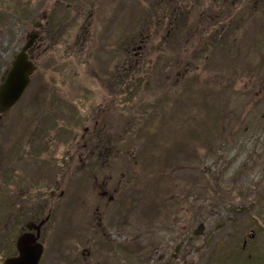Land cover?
I'll return each mask as SVG.
<instances>
[{"label":"rangeland","instance_id":"obj_1","mask_svg":"<svg viewBox=\"0 0 264 264\" xmlns=\"http://www.w3.org/2000/svg\"><path fill=\"white\" fill-rule=\"evenodd\" d=\"M34 1L0 0V85L39 12L53 10V20L64 33L61 43L69 36L64 27L66 3L73 0H38L37 9ZM100 5L98 18L110 14L109 1ZM116 6L121 61L134 32L143 35L141 27L148 25L144 33L148 55L137 67L120 68V87L142 90L135 101L157 105L161 118L149 112L148 120L137 122L133 110L119 104L117 118L106 125L104 131L113 133L111 141L118 151L108 157L112 165L99 172L103 176L99 180L110 181L107 190L115 199L101 204L103 228L99 227L94 219L99 188L92 181L79 180L80 159L96 148V131L102 130V124L94 127L88 122L92 128L83 137V125H78V139L70 140L72 172L67 173L65 145L59 142H67L69 131H64L63 123L55 124L61 140L52 154L57 140L49 141L51 132L43 136L37 123L31 122L41 115L49 87H65L68 76L63 58L56 65L53 60L43 63L0 126V264L14 250L18 231L30 220L33 208L43 200L52 215L43 232L41 264H83L81 251L86 255L89 247L93 256L102 250L98 258L105 264H152L147 263V255L163 243L157 240L163 228L162 238L172 250L184 237L200 247L219 220L213 225L207 221L208 209L203 207L208 198L221 195L215 192L229 195L225 181L240 178L242 167L251 163L247 155L253 150L246 146L247 139L264 131V0H117ZM43 41L49 55L56 51L47 48L48 40ZM127 92H121L126 94L124 100ZM177 99L182 112L166 113L162 104ZM33 141L38 142L40 153L25 161L29 167L20 175L19 150L31 148ZM22 175L31 182L23 184ZM61 194L64 199L58 198ZM176 211L183 214L178 221L171 214L164 219L166 212ZM203 223L204 235L195 239L194 232ZM109 245L121 250L118 259ZM128 245L131 257L124 249ZM192 247L186 245L183 252ZM206 254H191L186 264H207Z\"/></svg>","mask_w":264,"mask_h":264},{"label":"flooded vegetation","instance_id":"obj_2","mask_svg":"<svg viewBox=\"0 0 264 264\" xmlns=\"http://www.w3.org/2000/svg\"><path fill=\"white\" fill-rule=\"evenodd\" d=\"M101 1L103 0H73L71 4L66 3L69 9L68 19H65L64 27L69 30V36L66 37V41H63V43H61V36L64 33H61L59 25L53 20V10L51 9L52 11H50L48 9L49 11L39 12L40 16L33 23V31L31 32L33 34V43L28 51V58L35 67L33 74L41 70L43 63H50L53 60L56 65L55 62L61 63V58H63V63L66 62L69 68L65 67L68 73V76L64 79L65 87H49L46 96L48 98L47 102H43V105L40 106L42 108L41 115L31 121L32 123H37L36 128L43 136H46L48 132L52 133H50L51 137L48 138L49 141H52V138L57 140L53 142L50 149L52 154L59 150L57 144L61 140L59 134H55V130L58 129L55 124L63 123L65 126L63 128L64 131H69L67 132V142L65 144L59 142V145H65L66 151L64 152L63 163L68 169L67 173L72 172L70 169L72 164H69L72 163V155H70L72 144L70 140L77 138L76 130L78 125H83V137V134L85 135L92 128V126L87 124L88 122L93 123L94 127L102 124V130L98 129L96 131V137L99 139L96 148L92 153H88L87 158L80 159L81 177L79 180L83 183L92 181L95 184L94 187L99 188V196L96 203L98 216L94 218L97 219L99 227H102L103 223V214L100 213L102 212L100 211L101 204L106 200L104 204L106 206L108 202H112L115 199V196L109 195L107 190L110 181L105 178L99 180L100 177H103L99 172L106 165L107 167L112 165L113 160L109 163L108 157H113L118 151V145L116 146L111 141L113 133L110 135L109 130L104 131L105 128L108 129L106 125L114 122L117 118L119 104H127V107L133 110V116L137 122L148 120L149 112L156 113L158 120L161 118L157 105H150L148 102L143 106L142 101H135V98L139 97L142 90L135 89V87H120V68L124 65L129 69L137 67L140 60L145 59L148 55L147 51L149 48L146 47L145 43L148 36L144 35L145 31L148 30V25L145 24L141 27L143 35L137 36V33L134 32V35L124 47L121 61L117 0H106L111 3L112 10L105 17L98 18L97 12L102 6H99ZM34 2L37 9L39 1L35 0ZM114 6L116 7L114 8ZM43 40H48L47 48L56 51H52V54L49 55V52L45 51L46 48H42ZM3 79L4 77L1 79L2 82ZM40 91L41 89L38 90V92ZM121 92L128 93L126 100L123 99L126 94L121 95ZM20 100L1 116L0 126L4 116ZM124 101L127 102L123 103ZM178 101L179 99L174 103L170 100L164 105L162 104L165 112L176 111L177 114L181 113L182 108ZM148 106L152 111L143 110V107L149 108ZM179 123L180 118L177 116V124L179 125ZM102 138L106 140L105 143H101ZM29 143L30 140H28ZM262 143H264V131L256 132L247 139L246 146L256 152L250 151L251 155H247V160L251 163H246L242 167L240 178L225 181L228 183L229 195H224L223 192H215L221 195L215 194L208 198L206 206L203 207V209H208L207 221H210L212 225L215 220L219 219L220 221L218 220L214 224L208 237L202 241L203 244L198 247L199 243L191 244L192 240H187L184 237L180 244L172 250L170 246L166 245V239L162 238L165 233V228H163L159 232L160 237L157 238L163 243L149 251L147 263L186 264L187 260L193 255L207 252L206 257H204L207 264H264V148L263 150L261 149ZM28 147L27 149H20L19 151L21 152L18 153L16 159L23 168L20 175L26 167H29L25 161L33 159L41 150L36 141H33L31 148ZM261 150L262 155L258 154V151L261 152ZM25 156H27L26 160H24ZM76 167L78 166L74 168ZM70 177L72 178V176ZM112 178V175L109 176V179ZM21 182L27 184L31 181L27 176L22 175ZM120 183L121 181L118 184ZM53 196L52 192L50 197ZM58 198L64 199V195L61 194ZM82 203H85V201H82ZM182 203L184 202L180 204ZM48 204L47 200H43L41 205L35 209L33 208L30 213V220L24 223L16 236L17 240L22 233L30 232L37 235V226L41 224L38 230V242L43 244L44 250L39 264L42 262L45 251L43 232L52 215V209L48 208ZM104 205L103 208H105ZM45 211H47V214L44 217ZM169 214L174 216L176 221L183 217L182 211L166 212L164 219ZM88 223H90L89 220ZM205 226L206 224L203 223L194 232L195 239L203 237ZM189 244L194 249L192 247L189 252H183V248ZM124 249L129 252V257L133 255L130 245ZM108 250L114 258L118 259V255L121 252L119 247L109 245ZM13 253H17L16 247L8 256ZM101 253L102 250H97L96 256H93L92 247H89L86 255L83 251H81L80 255H83V264H105V260L98 258ZM193 264H195V261Z\"/></svg>","mask_w":264,"mask_h":264},{"label":"water","instance_id":"obj_3","mask_svg":"<svg viewBox=\"0 0 264 264\" xmlns=\"http://www.w3.org/2000/svg\"><path fill=\"white\" fill-rule=\"evenodd\" d=\"M33 43V34L28 39L20 52L15 56L9 71L0 85V119L2 114L12 108L22 96L30 82L35 67L28 58V51ZM37 235L26 232L18 236L15 247L16 252L7 257L2 264H39L43 254V244L38 242Z\"/></svg>","mask_w":264,"mask_h":264}]
</instances>
